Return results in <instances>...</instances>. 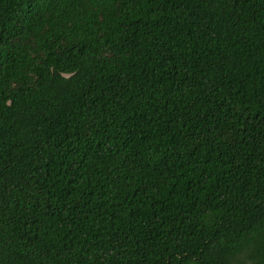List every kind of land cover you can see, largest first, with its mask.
<instances>
[{
  "label": "trees",
  "instance_id": "16d2710c",
  "mask_svg": "<svg viewBox=\"0 0 264 264\" xmlns=\"http://www.w3.org/2000/svg\"><path fill=\"white\" fill-rule=\"evenodd\" d=\"M0 264H264V0H0Z\"/></svg>",
  "mask_w": 264,
  "mask_h": 264
}]
</instances>
